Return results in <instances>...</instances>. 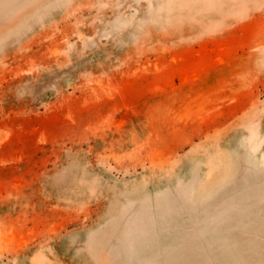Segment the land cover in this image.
Instances as JSON below:
<instances>
[{
  "label": "rangeland",
  "instance_id": "rangeland-1",
  "mask_svg": "<svg viewBox=\"0 0 264 264\" xmlns=\"http://www.w3.org/2000/svg\"><path fill=\"white\" fill-rule=\"evenodd\" d=\"M0 264H264V0H0Z\"/></svg>",
  "mask_w": 264,
  "mask_h": 264
}]
</instances>
